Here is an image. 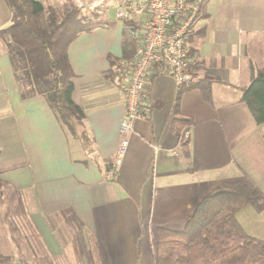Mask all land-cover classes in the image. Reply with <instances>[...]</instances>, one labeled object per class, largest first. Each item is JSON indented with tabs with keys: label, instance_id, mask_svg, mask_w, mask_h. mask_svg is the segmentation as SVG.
<instances>
[{
	"label": "crops",
	"instance_id": "0c3cea01",
	"mask_svg": "<svg viewBox=\"0 0 264 264\" xmlns=\"http://www.w3.org/2000/svg\"><path fill=\"white\" fill-rule=\"evenodd\" d=\"M37 1L55 9L68 1L95 5L103 25L67 49L72 100L84 114L87 144L62 126L44 97H21L0 39V182L30 209L32 234L19 253L32 255L26 264H153L156 231L181 232L217 186L240 181L264 196V124L240 101L264 70V0L203 2L185 39L193 81L181 86L176 109L181 87L161 67L153 69L144 101L149 117L135 121L113 177L108 171L130 64L123 58L122 26L108 13L115 0ZM10 18L0 0V29ZM184 119L191 125L177 135L173 122ZM2 214L0 253L14 255ZM236 220L246 235L264 242V212L246 206Z\"/></svg>",
	"mask_w": 264,
	"mask_h": 264
},
{
	"label": "trees",
	"instance_id": "16d2710c",
	"mask_svg": "<svg viewBox=\"0 0 264 264\" xmlns=\"http://www.w3.org/2000/svg\"><path fill=\"white\" fill-rule=\"evenodd\" d=\"M4 1L11 18L10 24L0 29V39L6 46L21 97H44L62 126L84 144L89 143L84 114L72 100L74 74L67 49L79 35L103 25L100 15L87 18L82 7L74 5L58 19L54 8L44 7L37 0ZM135 48L126 36L122 45L124 60L131 61ZM200 89L204 94L208 92L202 85ZM183 91L181 87L177 93L176 109ZM240 101L257 125L264 124V70L241 91ZM189 125L190 119L179 124L174 121L173 130L179 135ZM187 145L185 139L184 150ZM246 206L258 214L264 212L263 194L240 181L217 186L186 218L181 232L156 231L153 264H264V242L246 235L236 220V214ZM0 264L20 263L0 254Z\"/></svg>",
	"mask_w": 264,
	"mask_h": 264
},
{
	"label": "built area",
	"instance_id": "2783aa9c",
	"mask_svg": "<svg viewBox=\"0 0 264 264\" xmlns=\"http://www.w3.org/2000/svg\"><path fill=\"white\" fill-rule=\"evenodd\" d=\"M203 0H115L111 7L126 36L135 43L123 86L124 115L119 143L108 174L113 177L135 135L134 123L149 117L145 106L149 76L155 67L169 75L178 88L192 82L187 75L189 46L186 35L197 19Z\"/></svg>",
	"mask_w": 264,
	"mask_h": 264
},
{
	"label": "rangeland",
	"instance_id": "374dc122",
	"mask_svg": "<svg viewBox=\"0 0 264 264\" xmlns=\"http://www.w3.org/2000/svg\"><path fill=\"white\" fill-rule=\"evenodd\" d=\"M74 5L80 6V3L74 4L72 1H68L66 5H64L61 9H55L56 7L53 6L58 16V19L64 16L65 13L69 11ZM80 7H82L83 9V14L90 19L93 17V15H98L99 11H101V9L95 8V5L90 4H84ZM108 13L109 16L112 17L113 12L108 11ZM0 194H3V198L0 202V216L2 211L4 214V216L3 214L2 216L5 218L6 222V224L4 222V225L6 226L10 249L15 251L14 255H5L3 254L4 252L0 254L3 256L10 257L12 260L20 264H26L25 261L31 260L32 255H20L19 253L20 250L25 251L27 249L25 243L29 241V238H31L32 226L30 223L31 220L29 218L28 212L30 209L26 207L25 203L23 202L22 196L15 190H9L8 192V189L0 188ZM0 248H2L3 250V245H0Z\"/></svg>",
	"mask_w": 264,
	"mask_h": 264
}]
</instances>
